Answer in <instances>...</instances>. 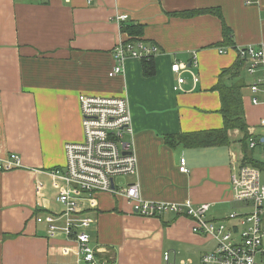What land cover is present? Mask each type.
<instances>
[{"label": "crops", "instance_id": "obj_1", "mask_svg": "<svg viewBox=\"0 0 264 264\" xmlns=\"http://www.w3.org/2000/svg\"><path fill=\"white\" fill-rule=\"evenodd\" d=\"M207 8L222 11L233 47L219 46L218 17L171 16ZM121 15L128 16L124 24L144 25L141 40L159 48L153 76L139 59H128L123 75L109 76L114 49L128 40L116 20ZM249 46L264 48V0H0V158L22 160L21 168L0 172V264H87L75 243L60 233L50 237L36 220L63 211L61 184L50 173L65 168V146L83 140L81 95L129 101L139 168L123 186L139 181L149 201L210 204L212 220L233 211L230 181L244 159L243 134L231 130L229 146L196 149L166 145L165 136L223 128L220 94L212 89L237 62L238 49ZM178 62L199 78L195 85L183 73L181 92L172 72ZM243 75L250 85L253 78ZM242 95L250 141L264 143V105L252 104L248 87ZM253 150L264 162L263 147ZM181 159L189 173L180 171ZM93 202L84 207L95 221L88 230L94 264H165V252L170 264H199L215 246L192 232L188 218H144L110 193Z\"/></svg>", "mask_w": 264, "mask_h": 264}, {"label": "built area", "instance_id": "obj_2", "mask_svg": "<svg viewBox=\"0 0 264 264\" xmlns=\"http://www.w3.org/2000/svg\"><path fill=\"white\" fill-rule=\"evenodd\" d=\"M116 20L123 24L128 16L121 15ZM159 52L158 47L147 46L143 42H120L114 49L116 62L109 76L123 75L128 59H150ZM238 56L247 62L246 72L253 78L248 87L252 104L264 105V48L243 47L238 49ZM195 58L192 63L197 66ZM190 68L180 62L173 64L172 72L177 75L175 91H183L186 84L183 73H189L195 85L199 82ZM259 71L261 76H258ZM79 102L83 141L67 144L65 168L50 173L56 186L61 184L57 201L63 211L60 215L47 214L36 219L38 223L47 225L50 237L63 234L68 241L76 244L77 256L82 261L96 263L95 250L88 235L95 221L86 213L84 205L89 202L93 207L94 196L110 193L126 199L135 214L144 218L172 214L190 219L194 234L210 238L215 243L212 250L201 256L200 264H264V171L242 163L236 168L230 181L235 209L223 219L208 218L210 204L195 205L191 200H146L142 197L139 181L125 186L117 182V178L136 176L139 168L128 99L81 95ZM261 124L264 126V119ZM257 146L258 142L252 139L250 148ZM21 167L22 160L17 154L5 160L0 158V172ZM180 171L189 173L185 159H181ZM41 188L39 184L38 190ZM61 221L63 224H58ZM163 260L165 264H170L169 252L164 253Z\"/></svg>", "mask_w": 264, "mask_h": 264}, {"label": "trees", "instance_id": "obj_3", "mask_svg": "<svg viewBox=\"0 0 264 264\" xmlns=\"http://www.w3.org/2000/svg\"><path fill=\"white\" fill-rule=\"evenodd\" d=\"M201 15H213L220 19L223 30V42L219 46L233 47L232 31L224 21L222 11L219 8H207L191 11H183L171 14L173 17L190 19ZM122 31L128 36L125 43L143 42L141 38L145 32V26L137 23H123ZM144 43V42H143ZM145 75L151 77L155 73V65L152 58L142 60ZM247 62L240 57L237 62L228 68L223 69L218 77L217 84L212 90L217 91L221 98L220 113L224 119V126L221 129L208 130L195 133H182L179 135L165 136V143L171 147L184 146L186 148H212L229 146L231 143L229 131L238 130L244 138V159L242 165H250L264 171V162L256 159L253 149H250L249 127L246 121L242 92L247 84L243 72L246 71ZM256 140V139H254ZM258 146L264 147V143L258 141Z\"/></svg>", "mask_w": 264, "mask_h": 264}, {"label": "rangeland", "instance_id": "obj_4", "mask_svg": "<svg viewBox=\"0 0 264 264\" xmlns=\"http://www.w3.org/2000/svg\"><path fill=\"white\" fill-rule=\"evenodd\" d=\"M82 135H83V138H84V133H83V126H82ZM83 141V140H82ZM65 152V150H64ZM65 158H66V152H65ZM128 178H117V182L118 183H126ZM210 247V248H209ZM208 249L210 250L211 249V245H208ZM200 264V263H199Z\"/></svg>", "mask_w": 264, "mask_h": 264}]
</instances>
